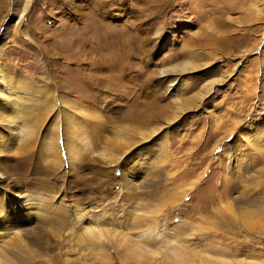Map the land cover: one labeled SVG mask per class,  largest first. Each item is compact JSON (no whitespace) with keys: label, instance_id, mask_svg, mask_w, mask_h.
Returning <instances> with one entry per match:
<instances>
[{"label":"rangeland","instance_id":"1","mask_svg":"<svg viewBox=\"0 0 264 264\" xmlns=\"http://www.w3.org/2000/svg\"><path fill=\"white\" fill-rule=\"evenodd\" d=\"M0 73V264H264V0H0Z\"/></svg>","mask_w":264,"mask_h":264},{"label":"bare ground","instance_id":"2","mask_svg":"<svg viewBox=\"0 0 264 264\" xmlns=\"http://www.w3.org/2000/svg\"><path fill=\"white\" fill-rule=\"evenodd\" d=\"M0 83H2V75H1V73H0ZM21 203V202H20ZM26 203V202H25ZM24 206V205H23ZM14 208V207H13ZM16 212V211H15ZM94 228H98L99 229V231H100V233H101V230H100V228H99V226L96 224V223H93L92 224V226H90V228L88 229L89 230V233H93V231H94ZM152 238V236L151 235H149L148 237H146V238H148L149 239V241L151 240L150 238ZM147 240V239H146ZM143 243H145V242H147V241H144V239H143V241H142ZM150 242H152V241H150ZM101 251V250H100ZM231 264V263H229V262H212V264Z\"/></svg>","mask_w":264,"mask_h":264}]
</instances>
